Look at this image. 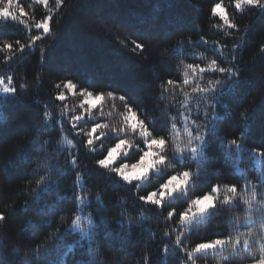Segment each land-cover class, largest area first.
I'll return each mask as SVG.
<instances>
[{"label":"trees","instance_id":"1","mask_svg":"<svg viewBox=\"0 0 264 264\" xmlns=\"http://www.w3.org/2000/svg\"><path fill=\"white\" fill-rule=\"evenodd\" d=\"M21 1L26 15L20 20L0 17V78L9 83L11 77L9 86L16 88L15 95L0 91V212L6 217L0 222L3 264H23L25 259L31 264H80L81 260L90 264L89 250L98 253L92 264H250L259 259L264 244V186L259 178L264 173V11L252 5L237 9L235 0H62L59 6L56 0H48L47 5ZM216 4L224 7L235 28L213 12ZM49 16L50 32L45 34L35 24ZM33 36L40 39L33 41ZM9 44L11 49L6 47ZM136 44H143V50ZM189 64L208 71L200 73L197 68L193 74ZM216 66L236 70L234 79H238L218 101L194 91L197 85L207 88L209 81L224 79L211 70ZM185 78L190 80L188 85L183 84ZM169 80L175 85H169ZM81 90L103 93V105L83 114L77 94ZM59 94L63 100L57 98ZM210 103L216 104L215 109L208 107ZM129 108L136 112L137 122L144 120L152 137L167 141L165 153L171 157L175 151L177 156L171 160L176 167L167 168L164 175L151 174L148 180L131 184L111 168L96 164L118 139L145 150L125 120ZM214 115L220 119L216 131L209 132ZM193 121L207 140L202 157L190 151L200 146L199 141L188 146L189 131L197 134ZM94 124L105 127L89 136ZM113 128L125 132L117 137ZM233 140L245 147H230ZM140 154L133 149L126 160L135 161ZM73 155L74 167L66 164ZM44 161H50L51 172L37 168ZM183 171L199 173L186 196L176 193L165 199L164 206L139 199L156 191L168 176ZM77 173L87 189L77 188V195L91 201L83 215L91 214L95 228L91 242L83 240V246L77 244L64 257L68 246L80 240L78 229L64 234L80 214L72 190ZM49 175L56 182L51 190L38 188L36 181ZM215 185L219 186L213 193L219 197L217 208L181 224L175 213L212 193ZM233 185L235 194L229 192ZM57 193L66 199H57ZM253 193L251 205L245 203ZM225 195H234L236 206L220 204ZM170 211L174 218L168 217ZM81 226L87 227V222ZM57 229L62 240L54 235ZM237 235L241 243L235 255L231 245L215 252H193L197 243ZM244 239L252 243L254 258L243 250ZM45 248L51 249L47 258Z\"/></svg>","mask_w":264,"mask_h":264},{"label":"snow or ice","instance_id":"2","mask_svg":"<svg viewBox=\"0 0 264 264\" xmlns=\"http://www.w3.org/2000/svg\"><path fill=\"white\" fill-rule=\"evenodd\" d=\"M41 2L45 5H47L48 0H41ZM62 0H56V4L59 6ZM14 4H16V0H0V17H4L5 19H11L12 21H17L20 20V18L26 13L24 12V9L21 7L19 8L20 16L16 14V10H14ZM242 5H252L258 7L260 10L264 11V0H235V6L237 9H240ZM219 11V14L221 16V19L223 20L224 24L227 25L229 28H235L236 25L230 23L228 20L227 16L223 14V11L221 10V5L216 4L213 12L216 13ZM51 17H46L44 20L41 22H38L35 24V28L37 30H42L43 33L48 34L50 32V26H49V20ZM39 36H33L32 40L36 41L39 40ZM9 49H11V45H6ZM21 50H23L24 46L21 45ZM136 48L143 50L144 45L143 44H136ZM212 65H216V61H212ZM187 68L189 70L193 71V74L196 73V69L199 68V66H193L191 64L187 65ZM213 72H218L224 75L223 80H217L215 83H212L209 81V86L207 88L200 87L197 85V88L194 90L196 93H204L205 97H213L217 101L219 99V96L222 95L225 91V89H231L235 87V85L238 83V79H234L237 77V71L233 69H227L224 67H219L216 66L214 68H211ZM205 71H208V69L204 68H199L200 73H204ZM185 77H187V72H185ZM11 77L8 78L9 84L5 85L3 78H0V91H2L4 94H10V95H15L16 93V88L9 86L11 85ZM190 83V80L188 78H185L183 81L184 85H188ZM169 85H175V81L169 80L168 81ZM69 86H71V82H69ZM167 90V89H166ZM87 95L89 97L92 96L91 92H88ZM104 94H98L96 99L97 102L103 99ZM109 97H112L113 99H116L113 93H108ZM59 100H63L64 96L63 94H59L57 97ZM119 100L121 102L125 101V98L123 96L119 97ZM88 103H91V101H88ZM92 107H95L93 104ZM126 108L129 106L125 105ZM208 107H211L215 109L216 104L215 103H210L208 104ZM130 110V108H129ZM131 111V110H130ZM197 117L199 116V108H197V111L195 113ZM80 117H73V120H80ZM220 117L214 115L213 121L209 127V132H215L217 128L216 121L219 120ZM126 121H129V127L131 128L133 133H138L139 137L142 139V141L145 144V147L147 150H144L140 148L139 145H136L134 143H129L125 139H118V142L115 144L114 147H111L107 150L106 156L104 158L99 159L96 161V164L104 169H109L111 168V171L115 173L119 178H121L124 182H127L131 184L133 181H146L150 178L151 174H155L157 176H162L166 173L167 168H175L176 165L171 163V160L177 159L176 152L174 151L172 153V156L169 157L164 149L167 145V141L163 137H158L154 138L151 136V132L148 129V126L145 124L144 120H139L137 122V114L135 111H131V114L129 116L125 117ZM185 120L187 121V117H185ZM193 127L197 134L195 136L192 135L191 131H189V140H188V146L190 147L192 142L199 141L200 146L199 147H190L191 154L193 156H196L199 154L201 157L203 156V151L202 149L206 146L207 140L199 134V127L198 125L195 124V121L192 122ZM73 127H75V124H73ZM102 127L101 124H94L91 133H89V136H91L93 133H96L97 129H100ZM247 127V126H245ZM173 128H175V124H173ZM187 130V128H186ZM112 131L119 136L120 133L125 132V128H113ZM101 136H104L105 133L101 132ZM37 143H39L40 149L42 152H46L44 143H40L39 139L37 140ZM69 144H71V141H68ZM87 144L91 146L93 144V140L89 139L87 141ZM231 145H235L237 150L243 149L245 147L244 143H238L236 140H233L230 142V147ZM122 149H127L125 151H122ZM136 150L140 152L141 154L139 155L138 160L136 162L132 163L129 165L127 162L125 163H119L118 167L113 166L115 163H118V158L120 159H127V157L130 154L131 150ZM153 149H157V151H153ZM101 150H103V147L101 146ZM181 161L183 158H180ZM66 164L69 166L74 167L76 165V157L75 155L72 156L71 161L66 160ZM38 169L43 168L46 172H51V164L50 161H44L41 164L37 165ZM129 168H131L133 171L129 172ZM137 168H143L142 172H136L135 169ZM60 176L64 175V172L59 173ZM193 177L199 178V173L198 172H191V171H183V172H177L173 175L168 176L167 180L163 183L160 184L159 188L156 191L149 192L148 195L146 196H140L139 199L143 201L145 204H152V205H157V206H164V201L166 198H171L173 197L176 193H183L185 196L187 194V189L188 186L193 184ZM261 181V185L264 186V173L261 174L259 177ZM56 182L52 180L51 176H42L39 180L36 181L37 187L44 190V191H50L52 186ZM141 185L138 184L137 187L139 188ZM247 187V184L245 185ZM77 188L81 190H87L86 189V182L84 179L81 177L79 173L76 174V179L73 182L72 190H73V198L76 201L77 207H76V212L80 213L78 215H75V217L71 220V223L67 225L64 229V234L66 235L68 232H76L77 229L79 230V236L80 240L73 242L70 244L63 254L64 257H67L70 253H73L75 251L76 245L81 244L82 241L87 239L89 242H91L93 234H94V228L95 224L93 221V218L91 214L89 215H83L84 208L87 206H90L91 201L87 198L85 195H77ZM219 186L215 185L212 187V193H218ZM229 192L232 194L236 193V187L235 185L231 186L229 189ZM264 195V193H261ZM236 197L234 195H225L223 200L220 201V204L222 205H233V200ZM37 202L39 200V195L36 197ZM57 199H66V197H61L57 193ZM219 199L218 196L214 197L212 194H205L202 197H197L193 199L190 204L189 208L186 209L184 212H179L175 213V215L179 216V222L183 224L187 220H196L198 218H203L206 214H211L212 211H214L217 208V200ZM255 199V193H253V196L245 201V203H248L251 205L252 200ZM96 201L98 203H102L100 201L99 196L96 197ZM205 202H208L205 204ZM194 206V210H193ZM46 207H52L54 208V205L49 206L46 204ZM26 210V208H25ZM191 213V215H190ZM126 213L122 212L121 216L125 215ZM169 218H174V212L170 211L168 213ZM6 219L5 215L3 212H0V222H3ZM248 222L251 221V218H247ZM86 221L87 222V227H82L81 224L82 222ZM123 223V221H121ZM129 226H131V222H129ZM262 228H264V224L261 225ZM54 235L57 237V240H62V236L60 233V230L57 229ZM249 236L252 235L250 232L248 234ZM180 238L177 237V244H179ZM241 240L240 236L237 235L235 239L232 238V236L227 237L226 239H213L201 243H197L195 245V248L193 249L194 253L200 254V253H208L209 251L215 252L217 249L223 250L226 245H231L232 248V254L235 255L237 254L235 249L237 245H240ZM55 247L58 249L60 247L59 244H56ZM252 243H250L249 239H244L243 240V250L248 254L250 257H255V254L252 252ZM36 255H39V246H37L36 250ZM193 252H189L188 256L191 258L193 255ZM260 258L259 259H254V264H264V244L260 246ZM89 256L91 257V262H94L96 260V256L98 253H93L91 250H89ZM51 255V249L45 248V258L47 256ZM0 264H3V260L0 259ZM23 264H31V261L28 259H25ZM80 264H84V261L81 260Z\"/></svg>","mask_w":264,"mask_h":264},{"label":"rangeland","instance_id":"3","mask_svg":"<svg viewBox=\"0 0 264 264\" xmlns=\"http://www.w3.org/2000/svg\"><path fill=\"white\" fill-rule=\"evenodd\" d=\"M35 1H39V2H41V0H35ZM22 1L21 0H16V4H14V10H16V14L18 15V16H20V12H19V8H21L22 7V3H21ZM215 7V6H214ZM221 10L223 11V14L225 15V9H224V7L221 5ZM218 15H220L219 14V11L218 12H216ZM4 18V17H3ZM4 84L5 85H8L9 83L7 82V81H4ZM0 87H2V86H0ZM87 93L88 92H86V91H77V94H78V96L81 98V101H80V106H81V111H82V113L84 114L85 112H87V113H91L92 111H96V109L99 107V106H102L103 105V103H104V100H105V96H103V99L102 100H100L99 102H97V99H96V97H97V95L98 94H92V96L91 97H89L88 95H87ZM76 94V93H75ZM88 101H91V103H88ZM95 105V107H92V105ZM105 105V104H104ZM131 114V112H129V113H126V116H129ZM155 138V137H154ZM118 141H116L111 147H114L115 146V144L117 143ZM111 147H109V148H111ZM125 150H127V149H122V151H125ZM145 150H147L146 148H145ZM153 151H154V149H153ZM106 154H107V152H106ZM106 156V155H105ZM138 160V159H137ZM118 163H115L113 166H115V167H118L119 166V163H125V162H127L129 165H131L132 163H134V162H136V160L135 161H127V160H125V159H120V158H118ZM131 171H133L131 168H129V172H131ZM135 171L136 172H142L143 171V168H137V169H135ZM167 180V179H166ZM165 180V181H166ZM164 181V182H165ZM207 194H212L213 195V193H207ZM214 197H215V195H213ZM208 202H205V204H207ZM193 210H194V206H193ZM250 264H254V262L253 263H250Z\"/></svg>","mask_w":264,"mask_h":264}]
</instances>
